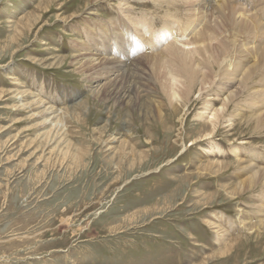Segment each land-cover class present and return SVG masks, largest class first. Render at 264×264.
Returning <instances> with one entry per match:
<instances>
[{"label":"rangeland","instance_id":"rangeland-1","mask_svg":"<svg viewBox=\"0 0 264 264\" xmlns=\"http://www.w3.org/2000/svg\"><path fill=\"white\" fill-rule=\"evenodd\" d=\"M258 1L237 8L262 7L264 28ZM171 4L183 7L0 0V264H264V79L241 84L256 61L245 52L232 54L236 78L209 58L230 29L217 15L179 34L183 43L157 42ZM141 15L154 34L129 24ZM216 23L203 37L209 53L194 57L219 79L170 101L181 81L151 57L191 51L186 42Z\"/></svg>","mask_w":264,"mask_h":264},{"label":"bare ground","instance_id":"bare-ground-1","mask_svg":"<svg viewBox=\"0 0 264 264\" xmlns=\"http://www.w3.org/2000/svg\"><path fill=\"white\" fill-rule=\"evenodd\" d=\"M156 1V0H155ZM164 1V0H163ZM182 1L183 7H178V5H167V7L172 6L170 8L173 9L174 13H170V16H172L173 19H171L169 17V21H167V19H165L166 21L163 24L162 30L159 32V36H155L154 39L159 42L161 41H165V39H171L170 37H173L174 42L176 41H180L181 40H177V38L179 37V34L185 33L188 29L192 30L194 29L193 23L198 22L200 23V19H209L210 17L217 15V19L220 20V23L222 24V26L227 25L229 26V30L226 31L227 36L226 41L222 40L219 46H212L211 50L214 51L215 56H213L212 54L209 56V58H212L213 61H218L219 59H222V63L220 64L221 66L224 65V67H231V71L226 74V77H232V78H236V76H238V72L235 70V64H236V57L235 59L232 57V54L234 53H239L241 52H245L246 56L248 55V57H255L256 61L255 63L252 65V67H250L251 69H246L247 71L245 72L244 70L241 71L240 75L243 77L242 79L240 78V80H242L241 84L245 81H248L254 74H262L261 75V79L260 81H262V79H264V28H263V24L259 21L258 17L255 15L256 11H263V8L260 7L258 9H253V11L251 12L252 15H244L241 14V11H244L245 13H247V11L243 10V9H239L237 8V6L243 7L242 5H244L246 3V0H213L212 2H209V0H206L205 3H199V0H196L194 3L192 2V0H180ZM251 2H248V5L252 8V5L254 4V6L257 5V3L259 2L258 0H250ZM263 1V0H262ZM261 1V2H262ZM166 3V2H165ZM178 3V2H177ZM260 3V2H259ZM124 3H122L123 5ZM158 4V3H157ZM262 4V3H261ZM133 6V5H132ZM247 7V6H246ZM133 8V7H132ZM256 8V7H255ZM130 9V7H129ZM124 10V9H122ZM180 10H184L189 12V18L188 15L185 16V18L180 21L179 20V11ZM249 10V8H248ZM168 11V9H167ZM257 11V12H258ZM124 12V11H123ZM128 12V11H127ZM249 13V11H248ZM123 14V13H122ZM130 15V14H129ZM254 15V16H253ZM151 16V15H150ZM167 16V15H166ZM169 16V14H168ZM261 16V15H260ZM126 17V16H125ZM130 17V16H129ZM255 17V18H254ZM145 18V19H144ZM167 18V17H166ZM127 19V18H126ZM184 21V22H183ZM114 23V21H112ZM189 24H188V23ZM129 24L132 25V27H136L139 26L140 30L143 32H146L144 35L145 37L149 36V33L152 34L153 30L155 28L154 22L151 21V19H147L146 16L141 15V17L137 18L136 20H130ZM209 27V28H208ZM221 28L220 24L216 23L215 27H202L201 28V32H199L198 34L195 33L194 38L191 39L190 42H186V44H182L186 47L188 46H194L193 49H188L191 51H184L181 52L179 51V49H171V51L168 50L167 55H163L164 59L161 58V56H154L151 57L152 59H158L157 63H153L155 65L153 66H157V65H162V67H164V65H168L171 67V69H169L166 73V76L168 77V82H176L178 81V79L181 81V86L182 89H180L179 92H176L175 90H170L171 93H169L168 95V99L170 101H180V103H183L184 100L183 98H185V100L187 101L189 94L191 93V90L194 86L195 83H198L199 85H201V90L203 88L207 89H211L212 86L214 85V82L216 79H219L220 74H215L213 72L214 70V66L211 64L210 68L207 70H205L203 64V58L201 59H197L196 57H194V55H201L202 53H206L208 54L210 49L208 48V46H205L204 44V35H206V33L211 31V34H215L216 33V29ZM193 28V29H192ZM205 28V29H204ZM207 29V30H206ZM157 30V29H156ZM178 31V32H177ZM195 31V30H194ZM199 31V30H198ZM130 29L128 28V25L126 24V34L127 36H130ZM177 32V33H176ZM219 32V31H218ZM154 34V33H153ZM217 35V34H216ZM164 38H161V37ZM215 36V35H214ZM220 36V35H218ZM153 36H151L152 38ZM150 38V39H151ZM182 38V37H181ZM213 38V37H212ZM223 38V36L221 37ZM219 38V39H221ZM148 39V38H145ZM149 39V41H150ZM211 40V39H210ZM129 41V39H128ZM183 43V42H182ZM152 44V43H151ZM207 44V43H206ZM170 45V44H168ZM153 46V45H152ZM251 46V47H250ZM241 49V51H240ZM173 50V51H172ZM166 53V52H165ZM158 55V53H157ZM236 56V55H235ZM222 57V58H221ZM247 57V58H248ZM145 58V57H144ZM98 59V58H97ZM138 59V58H137ZM234 59V60H233ZM81 60V59H80ZM143 60V59H142ZM164 60V61H163ZM113 61V60H112ZM115 61V60H114ZM238 61V60H237ZM160 63V64H158ZM241 63V61H240ZM242 64V63H241ZM207 65V64H206ZM210 65V63H209ZM239 66V65H238ZM241 66V65H240ZM118 67V66H117ZM161 67V68H162ZM112 68V67H111ZM115 68V67H114ZM113 68V70H114ZM121 68V67H120ZM123 68V67H122ZM208 68V67H207ZM238 70H241L239 68H237ZM228 70V69H227ZM263 70V71H262ZM222 71V70H221ZM114 72V71H113ZM111 71V74L113 73ZM120 72V71H119ZM123 72V69H122ZM126 72V71H125ZM124 72V73H125ZM134 72V71H131ZM245 72V74H244ZM116 73V72H115ZM129 73V72H127ZM126 73V74H127ZM110 74V75H111ZM118 74V73H117ZM126 74H124V76H126ZM133 74V73H132ZM222 74V73H221ZM122 75V74H121ZM131 76V74H129ZM117 78V75H115ZM123 76V75H122ZM140 76V75H139ZM137 75V78L139 79V77ZM107 77V76H106ZM119 77V76H118ZM129 77V76H128ZM225 77V78H226ZM125 78V77H124ZM127 78V77H126ZM224 78V79H225ZM128 79V78H127ZM165 79V78H164ZM107 80V79H106ZM113 80H116L115 78ZM119 80V79H118ZM125 80V79H123ZM130 80V77H129ZM129 80H128V84H129ZM132 80V79H131ZM166 80V79H165ZM112 81V80H111ZM121 81V79H120ZM134 81V80H133ZM136 81V80H135ZM167 81V80H166ZM179 81V82H180ZM218 81V80H217ZM254 81V80H253ZM115 82V81H114ZM230 82V80H229ZM228 82V83H229ZM117 83V82H116ZM122 83V82H120ZM247 83V82H245ZM244 83V85H245ZM134 84V83H133ZM137 84V82L135 83ZM134 84V86H136ZM141 84V82H140ZM138 83V85H140ZM177 84V82H176ZM257 84V83H256ZM123 85V84H122ZM240 85V84H239ZM141 86V85H140ZM129 87V86H128ZM170 87V85H169ZM200 87V86H199ZM240 87V86H239ZM100 88V87H99ZM119 88V86H118ZM121 88V87H120ZM173 88V87H171ZM177 88V87H176ZM124 89V88H123ZM129 89V88H128ZM205 89V91L207 90ZM242 89V88H241ZM132 90V89H131ZM135 90V89H134ZM264 90V89H263ZM124 91V90H123ZM128 91V90H127ZM167 91V90H166ZM193 91V90H192ZM203 91V90H202ZM204 91V93H205ZM257 91V90H256ZM255 91V92H256ZM99 92V91H98ZM122 92V91H121ZM136 92V91H135ZM127 93V92H126ZM134 93V92H133ZM132 93V94H133ZM138 93V92H136ZM167 93V92H166ZM259 93V92H258ZM107 94L110 95L111 97L115 98L116 100H118L119 103H125L126 105L128 104L129 106H135L133 103V99H130L131 97H128L127 95L125 96L124 94L117 92V91H107ZM168 94V93H167ZM206 94V93H205ZM238 94V93H237ZM262 95V93H261ZM199 96V95H198ZM217 96V95H216ZM236 96V95H235ZM237 97V96H236ZM235 97V98H236ZM239 97V96H238ZM260 97V95H259ZM225 98V97H224ZM256 98V97H254ZM252 98V99H254ZM250 99V98H249ZM173 101V102H174ZM175 101V102H176ZM247 101V100H246ZM260 101V100H259ZM172 102V103H173ZM230 102V101H229ZM229 102H227V100H222L221 106L219 108L220 111L223 110H227L228 109V104ZM264 102V101H263ZM231 103V102H230ZM253 103V102H252ZM137 104V102H136ZM209 104V103H208ZM234 104V103H233ZM251 104V103H250ZM263 104V103H262ZM183 105V104H182ZM256 106V104L254 103L252 106ZM264 105V104H263ZM263 107V106H262ZM209 108V107H208ZM259 107H256V109L258 110ZM264 109V108H263ZM175 110V108H174ZM217 110V109H216ZM260 110V109H259ZM218 115H221L222 117V112ZM249 111V110H248ZM251 111V110H250ZM249 111V112H250ZM254 114H256L255 110H253ZM261 112V111H259ZM258 112V113H259ZM225 113V112H224ZM228 113V112H227ZM217 115V114H216ZM225 116V115H224ZM255 115H252L253 118L258 117L257 115L254 117ZM262 117V116H261ZM219 118V117H216ZM225 118V117H224ZM252 118V119H253ZM211 119V118H210ZM221 119V118H220ZM232 119V118H231ZM228 119L227 121L225 120V122H231L232 120ZM241 119V118H239ZM222 120V119H221ZM219 121V120H218ZM262 122L264 125V118L262 117ZM261 124V123H260ZM213 125V122L211 124V126ZM215 126V125H214ZM261 127V126H260ZM259 129V128H258ZM215 130V129H214ZM213 133V131H212ZM211 133V134H212ZM210 137V136H209ZM122 143V142H121ZM123 145H125L124 143H122L120 146L123 147ZM234 150V149H233ZM253 171V170H252ZM249 172V171H248ZM257 172V171H256ZM253 175V174H252ZM202 176V175H201ZM255 177V176H254ZM247 178V177H245ZM253 178V177H252ZM250 178V180L252 179ZM263 180V179H262ZM263 182V181H262ZM258 183V182H257ZM242 185V184H241ZM247 185V184H246ZM257 185V184H256ZM243 187V186H242ZM264 219H262L263 221ZM260 223V222H259ZM262 224V222L260 223ZM260 226V225H259ZM264 226V224H263Z\"/></svg>","mask_w":264,"mask_h":264}]
</instances>
